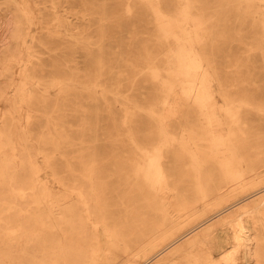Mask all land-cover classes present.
Instances as JSON below:
<instances>
[{
    "label": "bare ground",
    "instance_id": "bare-ground-1",
    "mask_svg": "<svg viewBox=\"0 0 264 264\" xmlns=\"http://www.w3.org/2000/svg\"><path fill=\"white\" fill-rule=\"evenodd\" d=\"M99 2L85 0V7L93 5L104 15L107 7H99ZM115 5H126L128 14L145 7L153 16L159 48L145 47L146 56L131 68L140 70L144 61L149 77L161 87L148 107L125 99L135 109L127 108L125 126L139 159L117 161L115 153L102 157L85 152L77 159L83 172L77 174L68 164L63 171L67 175L60 174V161L69 163L66 149L76 145L67 121L49 118L46 132L34 133L36 125L43 127L33 120L36 104L53 107L52 115L63 113L61 99H51L50 83L37 74L35 48L28 41L30 27L43 24L44 15L29 0L11 2L7 15L2 14L7 24L0 29V264H121L123 254L127 257L122 264H264V177L258 172L264 130L252 126L245 113L264 117L262 89L252 87L256 81L250 57L236 62L239 93L223 89L216 56L228 52V44L242 41L221 30L232 20L233 28L242 26L251 35L259 29L264 35V0H121ZM56 21L55 27L65 25L60 16ZM68 22L72 24L69 17ZM103 27L97 42H89L88 35L78 39L96 64L95 74L87 77L93 86L75 78L53 81L65 103L71 92L82 88L85 100L97 104L106 70L116 68L108 66L102 45L88 48L105 40ZM50 33L59 36V30ZM256 45L254 52L264 58V38ZM121 61L127 59L116 64ZM15 67L20 70L13 71ZM244 69L249 77L242 79ZM126 81L135 86L120 74L111 88L103 89V99L111 96L119 103ZM218 93L224 104L217 100ZM189 104L196 107L197 119L185 114ZM19 112L26 115L25 123L14 125ZM140 113L157 125L154 136L145 134L151 141L143 142L141 129L133 132ZM184 117L189 124L173 125ZM83 123L81 137L95 139V122ZM172 148H178V158L189 156L185 174H176L183 168L172 164ZM116 173L118 178L113 177ZM49 179L65 194H56ZM231 187L244 196L232 202L235 194H220ZM72 198L77 207L71 205ZM198 204L204 206L202 211ZM123 211L125 215H117ZM137 220L143 221L142 228L134 225Z\"/></svg>",
    "mask_w": 264,
    "mask_h": 264
},
{
    "label": "rangeland",
    "instance_id": "rangeland-1",
    "mask_svg": "<svg viewBox=\"0 0 264 264\" xmlns=\"http://www.w3.org/2000/svg\"><path fill=\"white\" fill-rule=\"evenodd\" d=\"M15 0H0V29H2L6 24L7 20H4L2 14L8 13V7L11 2ZM24 1V0H22ZM81 0H29L31 7H33L36 12H40L44 15L41 25H33L30 27V36L28 38L29 45L35 48V63L36 71L38 76L43 82L50 83L51 99L57 100L61 99L60 110L62 114H50L53 111V107L50 109L45 108L42 104L38 103L34 106L33 120L38 121L43 125L35 127V136L43 134L46 132L45 125L47 124V119L56 118L64 119L67 121L66 129L70 136L73 138V147L66 149L69 154V163L65 161H60L61 166L64 167L61 171V175H67L64 171L66 165H72L77 169V174L83 172V168L79 165L77 159L85 156V152H96L99 156L110 157L112 156L117 159V161L128 160L133 158L134 160L139 159L136 149H134L131 144L128 133L129 129L125 126L126 110L130 112H135L132 105L128 104L125 99L131 97L133 100L140 102L147 107L156 99L158 90L161 87L158 81L152 80L145 69L144 61L141 63L140 70H134L131 68L132 62L137 64L142 56H146L144 51L145 47H149L150 50L156 51L159 45L155 42L154 37L156 35L157 27L155 26L153 16H149V10L145 7L137 8L136 14H128L127 6L122 7L116 6L115 3L121 0H100L99 7H107L105 14L103 15V10L95 9L93 5L85 7L84 2ZM92 1V0H89ZM129 3H133V0H126ZM40 9V10H39ZM79 14L78 16L75 15ZM82 15H84L82 17ZM56 16H60L64 21L65 25L60 27H55L57 23ZM9 17V16H6ZM68 17L72 24L68 22ZM104 20V21H101ZM232 22L230 25L221 26V30L225 31L227 35H234L236 38L241 39L239 43L228 44L226 46L228 52L216 55L217 63L220 66L219 75L221 78V83L223 84V89L231 92L233 95L239 93V89L235 87V84L239 83L240 77L236 74V62L243 61L246 62L247 57L251 58L253 63V74L255 76L256 83L252 86L255 88L262 89L260 100H264V58L256 49V40L259 38H264L262 31L257 29L259 33L251 35L248 33V29L242 26L232 27ZM71 26V27H70ZM105 29V40L96 45L89 46L90 50L97 49L100 45L105 48V57L110 59L108 61V66L113 65V71L106 70L104 77L101 80V87L98 88V92L95 97L98 98L97 104L85 100V91H81L79 88L76 91L70 93L68 101L65 103L63 101V92L59 88L52 85L55 78H75L82 82L84 85L92 87L93 81H87L89 74H95L96 64L90 59L85 50V46L78 43L79 35H88L89 42H97L100 34L101 27ZM59 30V36L53 35L51 31ZM232 32V34H231ZM39 39L40 42H33V38ZM228 36V37H229ZM81 37V36H80ZM120 46V49L117 46ZM224 49V45L221 44ZM230 50V51H229ZM253 52V55H248ZM97 53V52H96ZM126 58L127 62H120L116 64V60ZM89 59L92 61L89 63ZM120 66V67H119ZM250 68V66H248ZM20 70L15 67L13 71L17 72ZM245 69L242 73V79L249 77V74L245 73ZM120 74L126 78H131L135 81L132 86L130 82H125L122 93L121 100L117 103L111 96L109 100L103 99V89L111 88L113 82ZM94 76V75H92ZM90 79H92L90 77ZM14 90L10 89V96L14 95ZM38 97H43L44 92L37 90ZM87 96V94H86ZM93 96V95H92ZM88 97V96H87ZM217 100L220 104H224V98L220 93L217 94ZM65 103V104H63ZM4 109L7 106H3ZM187 112L185 113L191 120L197 119L198 112L196 107L192 104L186 107ZM85 111L87 113H85ZM48 112L47 115L43 114ZM97 113V116H91L92 113ZM246 116L249 117L251 125L255 126L256 129L264 130V117L257 114L255 111L245 112ZM116 116V117H115ZM26 115L24 113H17L16 120L12 119V124L21 125L24 122ZM116 118V121L114 120ZM140 117V122H136L133 125V132L137 134L138 129L143 131L142 138L143 142L151 141L152 139H147V133L154 136L157 130L156 123L147 117L144 113L138 114ZM21 119V122L19 120ZM184 117L182 119H176L173 122L175 127H179L181 124H189V119ZM94 121L93 130H95V139L85 136L81 137V128L83 122ZM187 121V122H186ZM25 123V122H24ZM41 127V128H40ZM180 131V130H179ZM81 137V138H80ZM140 141V140H139ZM83 144V145H81ZM203 149H207V146H203ZM178 148H172L171 154L169 155L172 164L176 167L181 166L183 169L176 171L177 175L185 174V165L189 162V156L177 157L176 152ZM178 160V163L175 162ZM262 160L258 163L259 173L264 177V156ZM85 160V158H84ZM180 167V168H181ZM112 171V169H111ZM119 174H115L113 177L118 178ZM111 177V178H113ZM50 184L53 191L56 194L63 193L57 184H54L51 179ZM192 181L184 182L191 183ZM235 188H225L220 194L224 198L232 196L235 192H232ZM123 193V192H120ZM192 192H190L191 194ZM65 194V193H63ZM245 193H239L236 191L235 196L230 197V201H235L244 196ZM237 195V196H236ZM191 196H193L191 194ZM71 205L77 207L79 204L77 199L72 198ZM198 211L203 210V205L198 204ZM117 215H125V212H119ZM157 220H160L157 218ZM138 228L143 227V221L137 220L134 225ZM89 232L95 233L93 225L89 224ZM100 237L103 239L105 245H108V241L100 229ZM127 257L123 254L119 259V263H123L124 259Z\"/></svg>",
    "mask_w": 264,
    "mask_h": 264
}]
</instances>
